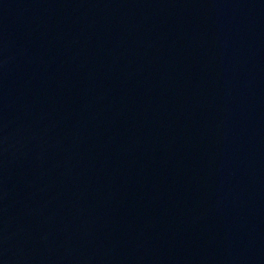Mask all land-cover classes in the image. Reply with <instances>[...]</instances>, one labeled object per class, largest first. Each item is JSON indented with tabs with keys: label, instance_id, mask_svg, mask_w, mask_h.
Wrapping results in <instances>:
<instances>
[{
	"label": "water",
	"instance_id": "1",
	"mask_svg": "<svg viewBox=\"0 0 264 264\" xmlns=\"http://www.w3.org/2000/svg\"><path fill=\"white\" fill-rule=\"evenodd\" d=\"M0 264H264V0H0Z\"/></svg>",
	"mask_w": 264,
	"mask_h": 264
}]
</instances>
